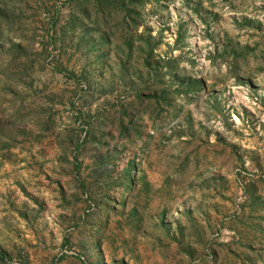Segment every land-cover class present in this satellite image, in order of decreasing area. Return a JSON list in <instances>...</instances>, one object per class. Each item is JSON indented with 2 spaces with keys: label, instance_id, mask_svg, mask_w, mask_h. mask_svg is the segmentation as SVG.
I'll return each instance as SVG.
<instances>
[{
  "label": "rangeland",
  "instance_id": "374dc122",
  "mask_svg": "<svg viewBox=\"0 0 264 264\" xmlns=\"http://www.w3.org/2000/svg\"><path fill=\"white\" fill-rule=\"evenodd\" d=\"M0 264H264V0H0Z\"/></svg>",
  "mask_w": 264,
  "mask_h": 264
}]
</instances>
